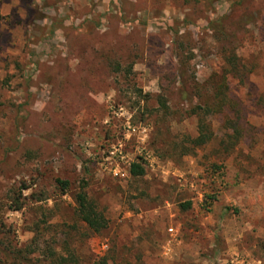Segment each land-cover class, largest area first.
Segmentation results:
<instances>
[{
    "label": "rangeland",
    "instance_id": "374dc122",
    "mask_svg": "<svg viewBox=\"0 0 264 264\" xmlns=\"http://www.w3.org/2000/svg\"><path fill=\"white\" fill-rule=\"evenodd\" d=\"M232 53L244 137L226 151L228 112L207 116L213 138L193 148L190 107ZM79 190L107 220L99 234L76 215ZM50 251L264 264V0H0V264Z\"/></svg>",
    "mask_w": 264,
    "mask_h": 264
},
{
    "label": "trees",
    "instance_id": "16d2710c",
    "mask_svg": "<svg viewBox=\"0 0 264 264\" xmlns=\"http://www.w3.org/2000/svg\"><path fill=\"white\" fill-rule=\"evenodd\" d=\"M226 62L229 69L226 70V74L215 75L214 85L212 87V97L202 98L197 97L198 101L195 105L190 107L191 115H194L198 119V135L195 139L191 140L193 148H199L209 143L213 138V133L207 125L205 118L207 116L221 115L228 112L225 116L224 129L229 133H226L225 139L220 144L226 150L233 149L240 140L244 137L245 128L241 123V117L238 115V110L233 116H231L229 109V84L227 74L235 77L241 76V66L238 63V59L235 54L225 55ZM242 80V77H241ZM161 106L165 107V104L161 102ZM143 160L139 158V161L133 162L129 167V174L131 177H142L145 174L143 167ZM55 183L58 186L61 194L64 195L69 189V183L60 178L55 179ZM210 200H214V197H210ZM74 202L76 204V215L78 219L86 225L88 230L94 234H99L101 231L107 228V220L102 213H100L95 204L88 198L87 194L83 190H79L74 195ZM190 203L182 206L183 209H188ZM22 208L21 204L15 207V211ZM46 264H76L74 256L68 255L65 258H58L56 253L50 251L47 255ZM92 264H108L106 258H99L94 260Z\"/></svg>",
    "mask_w": 264,
    "mask_h": 264
}]
</instances>
